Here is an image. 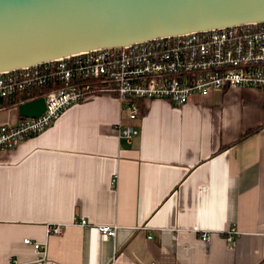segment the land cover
<instances>
[{
  "label": "crops",
  "instance_id": "0c3cea01",
  "mask_svg": "<svg viewBox=\"0 0 264 264\" xmlns=\"http://www.w3.org/2000/svg\"><path fill=\"white\" fill-rule=\"evenodd\" d=\"M139 104L131 121L95 95L0 152V264H264V91ZM119 121L138 134L119 138Z\"/></svg>",
  "mask_w": 264,
  "mask_h": 264
},
{
  "label": "built area",
  "instance_id": "2783aa9c",
  "mask_svg": "<svg viewBox=\"0 0 264 264\" xmlns=\"http://www.w3.org/2000/svg\"><path fill=\"white\" fill-rule=\"evenodd\" d=\"M50 81L64 85L41 96L45 111L40 116L0 122V152L43 133L69 107L99 94H114L134 121L141 112L140 100L165 99L181 106L194 94L207 96L229 88L264 91V22L81 52L0 72V111L17 110L20 103L7 109L5 102ZM116 132L119 138L130 140L138 129L119 121ZM97 230L106 238L115 236L114 227L103 225ZM47 232L59 234L61 227L47 226ZM226 233L228 242L237 235L234 228ZM209 239L202 232L201 240L208 243ZM24 243L42 248L29 239ZM7 264L19 262L12 258Z\"/></svg>",
  "mask_w": 264,
  "mask_h": 264
},
{
  "label": "water",
  "instance_id": "95a60500",
  "mask_svg": "<svg viewBox=\"0 0 264 264\" xmlns=\"http://www.w3.org/2000/svg\"><path fill=\"white\" fill-rule=\"evenodd\" d=\"M264 22V0H0V72L97 49ZM45 111L43 97L20 117Z\"/></svg>",
  "mask_w": 264,
  "mask_h": 264
},
{
  "label": "trees",
  "instance_id": "16d2710c",
  "mask_svg": "<svg viewBox=\"0 0 264 264\" xmlns=\"http://www.w3.org/2000/svg\"><path fill=\"white\" fill-rule=\"evenodd\" d=\"M64 85L61 81H50L45 86L40 88H34L30 91H27L19 96L11 97L7 102H5V106L7 109L12 108L15 104H19L21 102H27L34 98H39L46 94L48 91L52 89H56L59 87H62ZM15 112L18 117H20L17 113V110L15 109Z\"/></svg>",
  "mask_w": 264,
  "mask_h": 264
},
{
  "label": "rangeland",
  "instance_id": "374dc122",
  "mask_svg": "<svg viewBox=\"0 0 264 264\" xmlns=\"http://www.w3.org/2000/svg\"><path fill=\"white\" fill-rule=\"evenodd\" d=\"M7 114H8V110H1L0 111V121L4 120Z\"/></svg>",
  "mask_w": 264,
  "mask_h": 264
}]
</instances>
